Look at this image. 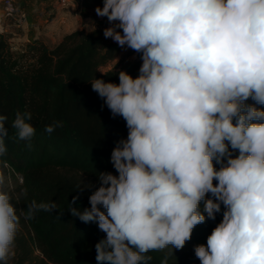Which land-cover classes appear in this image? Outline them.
Wrapping results in <instances>:
<instances>
[{"label":"clouds","instance_id":"9594fccd","mask_svg":"<svg viewBox=\"0 0 264 264\" xmlns=\"http://www.w3.org/2000/svg\"><path fill=\"white\" fill-rule=\"evenodd\" d=\"M95 13L109 22L104 37L142 60L135 78L120 71L118 84L90 82L128 129L111 152L117 174H97L89 208L71 201L72 216L106 234L97 264H149L151 251L183 249L222 205L221 222L194 249L200 264H264V0H103ZM31 118L18 111L11 122L28 147ZM7 122L0 114V157ZM4 184L0 174V264L21 216L57 207L33 200L18 214Z\"/></svg>","mask_w":264,"mask_h":264},{"label":"trees","instance_id":"16d2710c","mask_svg":"<svg viewBox=\"0 0 264 264\" xmlns=\"http://www.w3.org/2000/svg\"><path fill=\"white\" fill-rule=\"evenodd\" d=\"M69 2L65 6L56 3L48 10L47 22L22 51H13L8 36L0 34V114L8 117L9 130L0 174L5 181L8 175L19 176L20 184L8 191L18 214L33 200L57 205L51 212H37L30 220L21 216L7 264H97L95 245L106 236L96 222L84 223L69 212L74 197H78L74 207H90L89 196L100 186L99 172L117 174L110 162L111 152L128 135L125 120L112 116L90 82L97 78L118 84L120 71L137 77L141 53L134 52L133 60L118 62L102 72L118 57L120 46L106 39L101 27L88 31L75 27L78 22L69 12ZM95 3L103 0H84L82 5ZM61 23L71 27L63 31ZM53 36H57L55 41L46 44L45 39ZM246 103L254 102L249 99ZM18 111L32 114L30 123L36 134L31 147L18 140L11 128ZM57 121L62 122L61 127L51 134L44 131ZM25 189L26 196L22 195ZM203 208L201 202L202 212ZM223 210L222 205L215 220L206 218L194 228L184 246L188 253L170 248L151 251L149 264H161L165 257L168 264H187L189 254L196 256L195 247L206 245Z\"/></svg>","mask_w":264,"mask_h":264},{"label":"rangeland","instance_id":"374dc122","mask_svg":"<svg viewBox=\"0 0 264 264\" xmlns=\"http://www.w3.org/2000/svg\"><path fill=\"white\" fill-rule=\"evenodd\" d=\"M43 1L45 3L44 8L46 11V15H49L48 10L51 9L52 7H54L56 5V2H55V0H43ZM83 1L84 0H73L72 2L71 1L69 2L70 3L69 7H68L70 10L69 12L73 13V15L75 16V18L78 22V24H75V27L78 25V26L82 27L85 31H88L93 27H101V28L105 29L106 27L110 26L106 17H103V18L98 17L95 13V8L98 6L103 7V3H95V4L91 5V7L90 6L84 7L82 5ZM61 11H64V10H61ZM61 25H62L61 30H63V31L64 30L66 31V30H68V28L71 27V26L67 27L66 24H63V23H61ZM15 33L17 34V36H21V34H22V32H20L18 30H15ZM8 37L12 38L11 35H8ZM56 37L57 36L46 38L45 39L46 44L51 45L55 41ZM10 43H11L12 50L15 52H19V51H22V49L24 48V46L28 42L26 43V42H19V41L13 40ZM134 52L135 51H133L132 49H129L127 47H124V48L120 47V52H119L120 54L118 55V57L115 58V60L112 63L108 64L105 68L101 69V71L104 72L105 70H111L114 67V65L118 64V62L126 61V60H130V61L133 60L134 59V55H133ZM19 184H20L19 176H17L16 178H12L10 175H8L6 178L3 190L8 192V191L12 190L13 188H15ZM168 248L172 249L171 246H169ZM184 252L188 253V251H186L185 248L180 249V254H183ZM187 259L190 260L189 262H187V264H200V261L196 256L191 257V255L189 254L187 256Z\"/></svg>","mask_w":264,"mask_h":264},{"label":"built area","instance_id":"2783aa9c","mask_svg":"<svg viewBox=\"0 0 264 264\" xmlns=\"http://www.w3.org/2000/svg\"><path fill=\"white\" fill-rule=\"evenodd\" d=\"M69 1L70 0H55L60 6H65ZM1 9L0 34L6 36L11 35L12 38L8 37L9 43L21 38V36H17L15 30L22 32V36L24 37V35L27 34L26 31H28L26 13L17 9L13 0H3Z\"/></svg>","mask_w":264,"mask_h":264},{"label":"crops","instance_id":"0c3cea01","mask_svg":"<svg viewBox=\"0 0 264 264\" xmlns=\"http://www.w3.org/2000/svg\"><path fill=\"white\" fill-rule=\"evenodd\" d=\"M2 1L3 0H0V15L2 11L1 9ZM13 1L17 9L26 13L27 24H28V31H26L27 34L24 35V37L21 34V38L16 40L20 42L29 43L30 40H32L39 34L38 31H40L42 26L47 22L48 15H46V11L44 8L45 3L43 0H13ZM93 28H97V27H93Z\"/></svg>","mask_w":264,"mask_h":264}]
</instances>
